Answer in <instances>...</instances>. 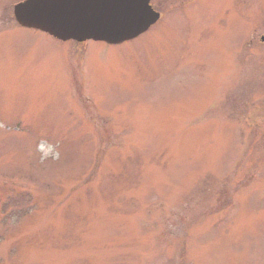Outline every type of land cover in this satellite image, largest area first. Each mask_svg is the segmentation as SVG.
Instances as JSON below:
<instances>
[{
	"label": "rangeland",
	"instance_id": "rangeland-1",
	"mask_svg": "<svg viewBox=\"0 0 264 264\" xmlns=\"http://www.w3.org/2000/svg\"><path fill=\"white\" fill-rule=\"evenodd\" d=\"M23 1L0 0V264H264V0H152L114 46L23 28Z\"/></svg>",
	"mask_w": 264,
	"mask_h": 264
},
{
	"label": "water",
	"instance_id": "water-1",
	"mask_svg": "<svg viewBox=\"0 0 264 264\" xmlns=\"http://www.w3.org/2000/svg\"><path fill=\"white\" fill-rule=\"evenodd\" d=\"M151 0H26L14 8L17 22L62 40L118 45L160 19Z\"/></svg>",
	"mask_w": 264,
	"mask_h": 264
},
{
	"label": "trees",
	"instance_id": "trees-1",
	"mask_svg": "<svg viewBox=\"0 0 264 264\" xmlns=\"http://www.w3.org/2000/svg\"><path fill=\"white\" fill-rule=\"evenodd\" d=\"M83 46V45H82ZM84 48V47H83Z\"/></svg>",
	"mask_w": 264,
	"mask_h": 264
}]
</instances>
